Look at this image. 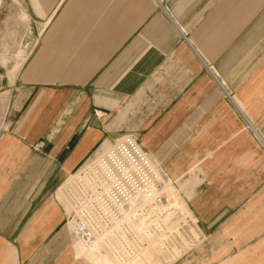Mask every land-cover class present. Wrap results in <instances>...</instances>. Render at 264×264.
<instances>
[{
    "label": "crops",
    "instance_id": "obj_1",
    "mask_svg": "<svg viewBox=\"0 0 264 264\" xmlns=\"http://www.w3.org/2000/svg\"><path fill=\"white\" fill-rule=\"evenodd\" d=\"M24 4L35 38L0 90V264H133L82 250L57 196L128 132L206 235L166 264H264V0Z\"/></svg>",
    "mask_w": 264,
    "mask_h": 264
},
{
    "label": "built area",
    "instance_id": "obj_2",
    "mask_svg": "<svg viewBox=\"0 0 264 264\" xmlns=\"http://www.w3.org/2000/svg\"><path fill=\"white\" fill-rule=\"evenodd\" d=\"M3 79L4 74L0 71V89ZM228 95L234 99L231 93ZM2 128L0 124V130ZM44 144L39 140L32 147L42 150ZM170 178L136 134L128 132L118 136L93 156L83 177L71 186L74 206L68 222L73 221L72 235L87 245L102 236L112 243V249L120 252L137 250L141 232L132 222L137 218L131 211L135 209L136 215L140 216L143 210H152L168 201ZM142 194L144 196L140 198ZM187 221L192 225L196 223L202 236L196 217H189Z\"/></svg>",
    "mask_w": 264,
    "mask_h": 264
},
{
    "label": "rangeland",
    "instance_id": "obj_3",
    "mask_svg": "<svg viewBox=\"0 0 264 264\" xmlns=\"http://www.w3.org/2000/svg\"><path fill=\"white\" fill-rule=\"evenodd\" d=\"M24 10H26L24 0H0V71L4 74L0 90L6 88L5 76H8L10 82H13L14 80H11L10 78V75L13 74L9 72L10 69H8V67L13 68L22 63L32 48L36 29L31 23L34 22L32 16H28L27 12H24ZM5 60L7 61L6 64L3 63ZM63 188L64 186L62 189ZM62 189H59L57 196L64 204L65 197ZM72 191V187L65 190L66 199L70 203V206L73 207ZM168 193V201L164 204L156 205L152 210H143L141 218L137 217L135 209L132 210L133 212L131 211V213L135 215L137 220H134V216L130 213V217H133L132 219L134 220L132 221L134 226L140 229L141 232L138 240V244H141H139L137 250L147 248V253L149 254L142 256L132 255V253L136 252L135 250L126 253L120 252L118 249H112V243L109 244L110 242H107L104 239L99 241L95 246H107L113 252L116 250L115 254L117 256H119V254H125L126 257H129L130 261L134 260L133 264H166L170 262V250L164 245V243H166L169 248L172 246L173 242L182 245V240H184L183 237L189 240V243L183 246V251L198 246L205 240L206 235L202 234V236H200L199 234V237L197 238L191 231L192 224H189V222L183 218V216L190 210L188 211V208L186 207L187 202L182 197L180 186L173 183V186H171ZM143 196L144 194L140 195V198ZM136 201L137 200L135 199L134 202ZM144 202L145 201H143V204ZM157 229L161 233L166 231L167 236L161 238L162 235L157 233ZM142 232H145V235ZM78 246L86 251L79 241ZM111 254H106L104 260L107 255ZM140 260L142 261L140 262Z\"/></svg>",
    "mask_w": 264,
    "mask_h": 264
},
{
    "label": "bare ground",
    "instance_id": "obj_4",
    "mask_svg": "<svg viewBox=\"0 0 264 264\" xmlns=\"http://www.w3.org/2000/svg\"><path fill=\"white\" fill-rule=\"evenodd\" d=\"M4 64H6L7 63V61L5 60L4 62H3ZM7 67V66H6ZM17 65L16 66H14L13 68H10V67H8V69H10V71L9 72H11L12 74H15V72L17 71ZM89 168V167H88ZM87 168V169H88ZM87 169H85V170H83V171H81L80 173H78V174H75V175H72V176H70L71 178H70V180H69V182L64 186V188L62 189V191H63V194H64V197H65V203H64V205L66 206V208H67V210H68V212L70 213V215H71V211H72V206H70V203L68 202V200L66 199V192H65V190L67 189L68 190V188H70L73 184H74V182L75 181H77L78 179H80V178H82L83 177V175H84V173H85V171L87 170ZM69 178V177H68ZM173 179L172 178H170V180L168 181V190L171 188V186H173ZM129 214H130V212H129ZM191 218V219H195V217L193 216V215H191L189 212L188 213H186L184 216H183V218H185L186 220L188 219V218ZM195 221V220H194ZM69 222L71 223V225H72V227H73V221L70 219L69 220ZM196 222V221H195ZM196 224V223H195ZM192 225L191 226V231L193 232V234L198 238L199 237V233H200V231L198 230V228L196 227V225ZM157 233H159V235H162L161 236V238L162 237H166L167 235H166V231L163 233H161V232H159V230L157 229ZM181 234H182V232H181ZM182 238V237H181ZM183 239L184 240H182L183 241V243H182V245L180 244V243H177V242H173V244H172V246L169 248V246L166 244V243H164V245L170 250V252H169V260L170 261H173V260H175L179 255H181V254H183V246H185V245H187L188 243H189V240L188 239H186L185 237H183ZM77 240L82 244V246H83V248L84 249H89V248H92V247H94L99 241H101V240H103L102 239V236L101 237H98V239L92 244V245H87L82 239H80V238H78L77 237Z\"/></svg>",
    "mask_w": 264,
    "mask_h": 264
}]
</instances>
